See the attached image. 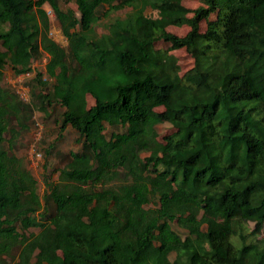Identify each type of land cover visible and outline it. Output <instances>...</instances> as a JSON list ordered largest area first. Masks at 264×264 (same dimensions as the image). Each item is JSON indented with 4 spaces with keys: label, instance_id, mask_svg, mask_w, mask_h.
<instances>
[{
    "label": "trees",
    "instance_id": "1",
    "mask_svg": "<svg viewBox=\"0 0 264 264\" xmlns=\"http://www.w3.org/2000/svg\"><path fill=\"white\" fill-rule=\"evenodd\" d=\"M202 1L178 36L183 0H0V264H264V0ZM159 41L194 67L181 76ZM6 67L36 73L27 100ZM55 106L78 150L39 141L40 194L16 146Z\"/></svg>",
    "mask_w": 264,
    "mask_h": 264
},
{
    "label": "rangeland",
    "instance_id": "2",
    "mask_svg": "<svg viewBox=\"0 0 264 264\" xmlns=\"http://www.w3.org/2000/svg\"><path fill=\"white\" fill-rule=\"evenodd\" d=\"M203 6L202 0H183V9H184V17L177 22L171 23L167 28L168 32L174 33L178 36H185L189 30V18L193 17V11L198 7ZM44 8L47 10L48 15L51 20V33L50 36L60 45L67 47L68 42L67 39L62 35L61 30L59 28L58 21L55 18L54 12L51 10L50 6L45 4ZM125 14L124 11H120L115 14V16H123ZM146 14L148 16L158 17V13L156 11L147 10ZM216 18V15L213 14L209 19L213 20ZM96 29L98 34H102L106 31L105 20L101 21ZM207 21H204L201 25V32L204 33L207 29ZM156 49L167 55H172L177 59V64L179 66L180 75H184L187 71L191 70L195 65L194 58L189 55L185 49H175L172 47L171 43L166 41H159L156 43ZM47 56V55H46ZM42 57L38 60L31 61V65L36 69L41 70L45 74V61ZM47 59V58H46ZM36 73H33L34 76ZM49 79L48 76H44L43 80ZM20 77H16L14 73L11 71L10 67H6L5 69V77L3 81L4 86H13L16 91L19 93L20 97L24 100L28 99V91L29 87L26 85V82ZM87 101L89 106L94 104L93 98L88 95ZM63 109L59 108V106H55L49 110V113L46 115L42 112L37 111L34 115L33 121L34 124L32 126L31 131L22 136L20 142H18L16 146V153L19 157L23 158L29 169L32 171L34 176L37 178L39 183V192L43 194L46 192V185L44 180V174L47 172L44 170L43 166L46 163L45 159V151L47 148V143L52 144L55 142L56 149L61 153H69L71 151H77L78 146L75 143L76 133L71 127H67L65 131L62 132V136H59V128H60V119L61 113ZM159 142L162 144H166L171 141L177 135V130L174 129L170 124H162L159 127ZM43 132V133H42ZM46 140V144H39L40 140ZM50 165H47L48 174L52 176V181L58 180V174L61 171L63 165L59 161L58 157L54 156L48 160ZM56 170V171H54ZM109 185V184H108ZM175 231L179 232L182 236H185V232L177 227L175 224L173 225ZM254 228V225L251 224V229Z\"/></svg>",
    "mask_w": 264,
    "mask_h": 264
},
{
    "label": "built area",
    "instance_id": "3",
    "mask_svg": "<svg viewBox=\"0 0 264 264\" xmlns=\"http://www.w3.org/2000/svg\"><path fill=\"white\" fill-rule=\"evenodd\" d=\"M44 59H45V61H46V58H44ZM32 75H33V73H31V74L28 73V74L25 75V76L23 75L22 77H20V80H21L22 78H25V77L27 78V77H30V76H32ZM18 78H19V77H18Z\"/></svg>",
    "mask_w": 264,
    "mask_h": 264
}]
</instances>
